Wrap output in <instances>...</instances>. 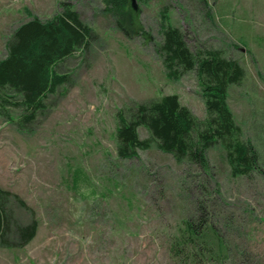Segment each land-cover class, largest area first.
I'll use <instances>...</instances> for the list:
<instances>
[{"label": "rangeland", "instance_id": "obj_1", "mask_svg": "<svg viewBox=\"0 0 264 264\" xmlns=\"http://www.w3.org/2000/svg\"><path fill=\"white\" fill-rule=\"evenodd\" d=\"M64 1L95 39L60 66L70 74L65 94L50 97L25 131L15 125L20 110L3 101L13 100L0 101V188L33 212L11 201L14 223H38L25 247L0 246V264H183L170 255V242L182 221L198 214L195 199L226 247L214 264H264V178L257 171L233 177L216 145L206 153L205 174L162 153L144 128L137 132L149 148L121 160L116 140L119 111L128 119L136 105L165 95H177L199 122L206 117L194 73L165 78V10L192 51L217 50L242 68L227 103L241 140L264 161V0H128L120 23L100 0H0V60L18 25L52 18ZM76 171L90 186L71 187Z\"/></svg>", "mask_w": 264, "mask_h": 264}, {"label": "trees", "instance_id": "obj_2", "mask_svg": "<svg viewBox=\"0 0 264 264\" xmlns=\"http://www.w3.org/2000/svg\"><path fill=\"white\" fill-rule=\"evenodd\" d=\"M100 2L117 23L122 22L128 0ZM160 18L159 53L165 78L176 81L186 73H194L206 117L199 122L180 104L177 95H165L136 105L128 119L119 111L117 157L135 159L138 151L149 148L150 142L141 140L137 132L138 128H144L157 148L179 164L186 162L208 174L206 153L219 145L233 177L257 171L264 178V161L260 162L259 153L250 141L241 140V131L227 103L228 88L241 82L242 68L236 61L222 58L217 50L201 47L192 51L184 33L168 24L165 10ZM94 39L93 30L81 22L67 1L59 3V10L52 18L42 21L31 17L12 31L5 42L6 54L0 60V101L4 97L11 98L13 102L3 101L20 110L15 122L18 130L25 131L36 122L38 116L48 110L47 100L56 96L59 89H62L60 96L65 94L70 74L60 72V66L75 55L85 54ZM80 181L90 186L86 176L80 171L74 172L71 187L77 190ZM215 187L218 192L217 185ZM11 201L33 214L17 195L0 188V246L21 249L34 239L38 223L34 219L24 225L14 223ZM205 207L201 199H195L198 214L182 221L170 242L172 258L190 264L221 262L226 247L215 232Z\"/></svg>", "mask_w": 264, "mask_h": 264}]
</instances>
